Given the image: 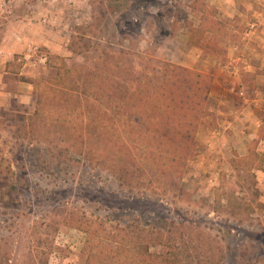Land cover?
<instances>
[{
  "label": "rangeland",
  "instance_id": "1",
  "mask_svg": "<svg viewBox=\"0 0 264 264\" xmlns=\"http://www.w3.org/2000/svg\"><path fill=\"white\" fill-rule=\"evenodd\" d=\"M64 2L59 52L0 106V264H264V0ZM171 66L210 77L191 154L133 122Z\"/></svg>",
  "mask_w": 264,
  "mask_h": 264
},
{
  "label": "crops",
  "instance_id": "2",
  "mask_svg": "<svg viewBox=\"0 0 264 264\" xmlns=\"http://www.w3.org/2000/svg\"><path fill=\"white\" fill-rule=\"evenodd\" d=\"M64 3V0H0L1 107L16 103L19 97L27 102L30 95H24L22 89L34 88L35 71L49 65L50 52H37L35 47L59 52L64 29L57 22L59 17L53 21L49 12L63 9ZM43 55L48 62H42Z\"/></svg>",
  "mask_w": 264,
  "mask_h": 264
},
{
  "label": "trees",
  "instance_id": "3",
  "mask_svg": "<svg viewBox=\"0 0 264 264\" xmlns=\"http://www.w3.org/2000/svg\"><path fill=\"white\" fill-rule=\"evenodd\" d=\"M162 75V77H159L160 80L150 77L152 82L156 80L157 83L152 89L153 91L150 90L152 93H149L148 98L142 97V102L138 103L136 107H132L133 112L136 114L133 122L136 126L141 122L143 124L146 122L154 127H163L169 129L173 134L160 133L155 137H147L148 147L151 148L156 143L157 146H173L184 149L191 154L198 145L196 133L206 123L204 118L210 115L206 106L210 101V77L194 69L180 66L167 67ZM157 76L158 74H156ZM162 78L164 81H162ZM118 81L117 86L123 87V82ZM114 94V97H118L117 92ZM151 100H157V109H155V114L151 116L153 117L151 122L144 121V114H147ZM116 103L120 105L118 101ZM136 108L140 112L136 111ZM134 138L136 139L135 144L145 143V136L140 131L139 133L134 132ZM125 143L132 147V144L128 141H125ZM182 154L181 151L180 155L175 156L172 162L181 159ZM127 168L126 163L121 165V169H123L121 177L122 175L125 176L124 173L127 174L128 171L124 170ZM130 175L132 178L134 177L132 173Z\"/></svg>",
  "mask_w": 264,
  "mask_h": 264
},
{
  "label": "built area",
  "instance_id": "4",
  "mask_svg": "<svg viewBox=\"0 0 264 264\" xmlns=\"http://www.w3.org/2000/svg\"><path fill=\"white\" fill-rule=\"evenodd\" d=\"M44 21H48V18L46 19V17H44ZM35 50L38 52H40L41 50L38 47H35ZM42 62H48V57L46 55L42 56Z\"/></svg>",
  "mask_w": 264,
  "mask_h": 264
}]
</instances>
